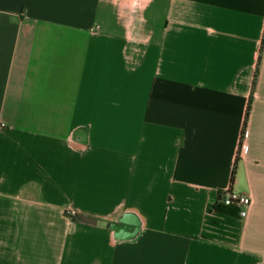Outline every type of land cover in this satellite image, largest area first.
<instances>
[{
	"label": "crops",
	"instance_id": "1",
	"mask_svg": "<svg viewBox=\"0 0 264 264\" xmlns=\"http://www.w3.org/2000/svg\"><path fill=\"white\" fill-rule=\"evenodd\" d=\"M0 264H264V0H0Z\"/></svg>",
	"mask_w": 264,
	"mask_h": 264
},
{
	"label": "built area",
	"instance_id": "2",
	"mask_svg": "<svg viewBox=\"0 0 264 264\" xmlns=\"http://www.w3.org/2000/svg\"><path fill=\"white\" fill-rule=\"evenodd\" d=\"M220 196V201L226 205L237 207V215L244 216L247 208L251 203V197L248 193L234 190L230 187L223 189Z\"/></svg>",
	"mask_w": 264,
	"mask_h": 264
},
{
	"label": "trees",
	"instance_id": "3",
	"mask_svg": "<svg viewBox=\"0 0 264 264\" xmlns=\"http://www.w3.org/2000/svg\"><path fill=\"white\" fill-rule=\"evenodd\" d=\"M248 109H249V103L247 105V108L245 110V116H247L248 113ZM246 118V117H245ZM233 178V172L231 174V179ZM223 191L220 190L218 192V195L216 196V199L214 200V202L212 203V207L215 209V211L217 212H221V213H226V214H230V215H237V207L233 206V205H226L224 203H222L220 201V196L221 193Z\"/></svg>",
	"mask_w": 264,
	"mask_h": 264
}]
</instances>
